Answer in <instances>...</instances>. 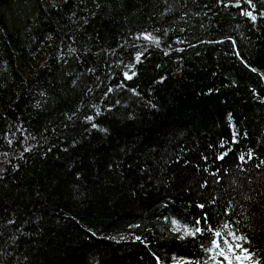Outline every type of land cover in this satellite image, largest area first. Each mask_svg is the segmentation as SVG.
Returning a JSON list of instances; mask_svg holds the SVG:
<instances>
[{
	"label": "trees",
	"instance_id": "16d2710c",
	"mask_svg": "<svg viewBox=\"0 0 264 264\" xmlns=\"http://www.w3.org/2000/svg\"><path fill=\"white\" fill-rule=\"evenodd\" d=\"M214 247L264 264V0H0V264Z\"/></svg>",
	"mask_w": 264,
	"mask_h": 264
},
{
	"label": "rangeland",
	"instance_id": "374dc122",
	"mask_svg": "<svg viewBox=\"0 0 264 264\" xmlns=\"http://www.w3.org/2000/svg\"><path fill=\"white\" fill-rule=\"evenodd\" d=\"M220 252H223L224 255H219ZM237 257H239V259H237ZM211 258L212 264H247L241 256L236 254L235 251L224 250L217 247H214Z\"/></svg>",
	"mask_w": 264,
	"mask_h": 264
},
{
	"label": "snow or ice",
	"instance_id": "6c2138e0",
	"mask_svg": "<svg viewBox=\"0 0 264 264\" xmlns=\"http://www.w3.org/2000/svg\"><path fill=\"white\" fill-rule=\"evenodd\" d=\"M248 15H251V13H248ZM253 19H255V17H253ZM138 59H139V58H138ZM177 230H179V229H177ZM199 231H200V229L197 228V229H196V232H199ZM186 234H188V233L186 232ZM218 235H219V234H218ZM236 239L239 240V239H242V237H236ZM236 247L239 248V247H241V246H240L239 244H237ZM244 251H246V250H244ZM219 255H222V256H223L224 253H223V252H220ZM237 259H239V257H237ZM244 259H249V257H248V256H245Z\"/></svg>",
	"mask_w": 264,
	"mask_h": 264
},
{
	"label": "water",
	"instance_id": "95a60500",
	"mask_svg": "<svg viewBox=\"0 0 264 264\" xmlns=\"http://www.w3.org/2000/svg\"><path fill=\"white\" fill-rule=\"evenodd\" d=\"M238 5H235L234 7H237Z\"/></svg>",
	"mask_w": 264,
	"mask_h": 264
}]
</instances>
